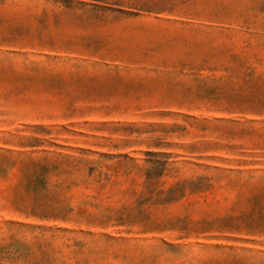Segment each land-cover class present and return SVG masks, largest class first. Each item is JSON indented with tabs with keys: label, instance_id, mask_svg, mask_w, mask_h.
Wrapping results in <instances>:
<instances>
[{
	"label": "rangeland",
	"instance_id": "1",
	"mask_svg": "<svg viewBox=\"0 0 264 264\" xmlns=\"http://www.w3.org/2000/svg\"><path fill=\"white\" fill-rule=\"evenodd\" d=\"M0 264H264V0H0Z\"/></svg>",
	"mask_w": 264,
	"mask_h": 264
}]
</instances>
